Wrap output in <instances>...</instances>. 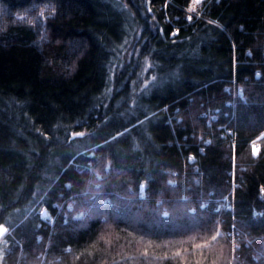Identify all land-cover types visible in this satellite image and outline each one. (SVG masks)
<instances>
[{
    "label": "trees",
    "instance_id": "1",
    "mask_svg": "<svg viewBox=\"0 0 264 264\" xmlns=\"http://www.w3.org/2000/svg\"><path fill=\"white\" fill-rule=\"evenodd\" d=\"M0 225L1 264H264V0H0Z\"/></svg>",
    "mask_w": 264,
    "mask_h": 264
},
{
    "label": "snow or ice",
    "instance_id": "2",
    "mask_svg": "<svg viewBox=\"0 0 264 264\" xmlns=\"http://www.w3.org/2000/svg\"><path fill=\"white\" fill-rule=\"evenodd\" d=\"M199 2H200V0H194L195 4H198ZM188 10L190 12L194 11V7H190ZM189 19H191V17H189ZM77 135H82V133H77ZM256 154H257V149H256V147L254 145L253 146V155H256ZM141 188H143V186H141ZM7 231H8V229L6 227H4L3 225H0V236H3ZM218 235H219V232H217L216 236H213L212 239L216 240ZM196 247L199 248V247H202V245H196Z\"/></svg>",
    "mask_w": 264,
    "mask_h": 264
},
{
    "label": "built area",
    "instance_id": "3",
    "mask_svg": "<svg viewBox=\"0 0 264 264\" xmlns=\"http://www.w3.org/2000/svg\"><path fill=\"white\" fill-rule=\"evenodd\" d=\"M191 1L194 2V0H191ZM201 1H202V0H200V2H199L197 5H200V4H201ZM236 90H239V89L237 88ZM254 145H256V143H255V142H252V146H254ZM231 184H233V182H231ZM223 199H224V198H223ZM52 206H53V205H52Z\"/></svg>",
    "mask_w": 264,
    "mask_h": 264
},
{
    "label": "rangeland",
    "instance_id": "4",
    "mask_svg": "<svg viewBox=\"0 0 264 264\" xmlns=\"http://www.w3.org/2000/svg\"><path fill=\"white\" fill-rule=\"evenodd\" d=\"M1 255H2V254H1V250H0V264H1Z\"/></svg>",
    "mask_w": 264,
    "mask_h": 264
}]
</instances>
